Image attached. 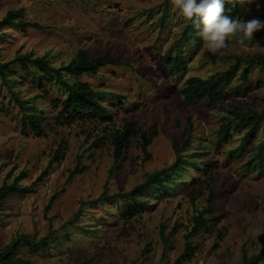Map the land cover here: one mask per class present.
Here are the masks:
<instances>
[{"label":"rangeland","instance_id":"1","mask_svg":"<svg viewBox=\"0 0 264 264\" xmlns=\"http://www.w3.org/2000/svg\"><path fill=\"white\" fill-rule=\"evenodd\" d=\"M237 1L238 19L264 21V0ZM22 7L26 19L40 23L43 29L0 27L1 61L32 52L59 66L79 49H86L91 57L113 58L116 64L81 79L126 98L123 103L115 99L105 102L113 117L110 123L59 124L53 118L57 113L54 101L64 93L57 86L44 81L39 87L19 67L11 87L0 77V185L11 170L9 182L25 171L19 183L31 188L25 195L11 196L0 210V247L21 233L40 239L52 226L49 249L34 251L22 246L21 254L33 264H176L185 249L191 218L197 209L207 206L213 190L216 211L207 217H224L210 221L209 228L191 238L194 256L181 264H241L243 247L249 255L260 252L264 244V173L247 164L260 131L238 156H231L242 136L235 122L230 139L219 140L217 131L229 116L228 110L264 111V68L255 66L249 84L240 92L235 90L240 77L235 78L220 100L188 102L180 90L191 75L208 77L227 69L234 55L263 51L264 30L245 46L233 38L222 54H212L197 29L198 36L190 35L182 46L187 71L173 77L164 57L188 20L171 0H0V21L10 9ZM11 90L22 99L46 92L36 101L51 123L43 135L24 127ZM127 121L134 123L135 135L123 159L115 164L110 133ZM191 127L192 139L185 146ZM139 131L158 133L148 149L149 159ZM97 137L102 139L95 144ZM63 138L68 143L64 157L38 180ZM181 155L187 166L175 187L145 196L149 205L143 209L132 214L134 204L129 201L97 202L106 185L109 194L130 191L149 173L170 166ZM80 157L82 171L70 178ZM194 161L201 162L203 169L192 167ZM76 213L80 216L73 220ZM175 225L178 230L172 248L163 256L161 228L167 234ZM149 242L152 252L144 259L142 251Z\"/></svg>","mask_w":264,"mask_h":264},{"label":"trees","instance_id":"2","mask_svg":"<svg viewBox=\"0 0 264 264\" xmlns=\"http://www.w3.org/2000/svg\"><path fill=\"white\" fill-rule=\"evenodd\" d=\"M225 7L229 11L226 12L231 18L236 19L239 14V5L237 0H224ZM168 4L167 2L165 3ZM166 9V8H165ZM161 26L166 27L165 16L160 19ZM17 26L22 31L28 28L43 29V26L35 21L26 19L25 8L10 9L5 17L0 21V27ZM197 29L191 21H188L186 26L181 32L171 48L168 50L164 57V62L168 67L169 74L173 77L181 76L187 71V62L182 51L184 43L190 41V35L197 37ZM234 62L225 70L218 71L208 77H201L198 75H191L186 78L183 87L180 90L183 98L188 101H201L208 99L216 101L223 99L227 96V88H229L238 76L240 83L235 87V90L240 92L250 82V75L252 69L257 67L264 68V50L253 54L247 55H234ZM116 64L115 59L105 58L102 56L91 57L86 49H79L75 56L68 62L59 66L54 65L47 56L36 57L34 53H26L19 55L9 61L0 60V77L7 87H11V80L14 75L18 74V67L21 68L35 83L41 87L44 81L57 86L63 93L64 97L54 101V107L57 113L54 115V120L59 124L72 125L79 121H91L96 126L112 122L113 117L110 114L108 105L105 102H112L113 99L118 100L119 103L125 101V95L107 91L102 88H95L81 78L85 74L96 75L99 70L107 65ZM43 91L37 94L33 99H22L16 92L11 94L16 103L20 107L23 114V125L25 128L30 127L37 135L45 133V126L51 125L49 116L36 106V101L43 96H46ZM113 103V102H112ZM116 104V103H115ZM229 116L225 117L217 131L219 140H228L231 138V127L235 122V128L238 132L242 133L239 145L231 152V156L242 154L246 148L250 147L252 141L258 137L259 131L264 129V111L260 112L256 109L247 111H238L235 109L228 110ZM135 125L133 122L127 121L121 127L113 129L110 133V140L113 146L114 163L118 164L124 157L127 148L130 145L131 138L135 135ZM141 133V141L143 151L146 153V159L150 158L149 147L154 138L157 136V131L151 134L148 132ZM193 127L190 130V136L185 142V146L189 145L192 139ZM101 137L95 139V144L99 143ZM68 149V143L63 138L59 144L53 157L49 160L47 169L44 170L38 180L54 167L55 163L60 162L64 157L65 151ZM186 150V149H184ZM200 154H207L200 153ZM248 165H253L258 168L260 172L264 173V138H260L259 143L252 148V156L247 161ZM196 170H202L201 162H192L190 164ZM82 157L75 169L71 172L70 178L75 174L82 171ZM187 163L183 156L170 166L163 167L149 173L145 180L136 185L133 189L127 192H117L113 194L108 193L107 185L104 192L97 198L99 203H117L122 201H129L134 204L132 214L135 210H141L149 205V200L144 199L145 196L158 194L163 191L170 190L175 187L178 182L180 172L186 168ZM13 171L11 170L4 178L0 185V210L5 206L9 198L13 195H25L30 192L29 186H23L19 182L24 177L25 171L21 172L18 176L14 177L11 182L9 179L12 177ZM57 195V194H56ZM54 195L47 206L49 209ZM216 193L211 190L208 204L204 209L196 210V213L191 218V229L185 235V249L179 256L176 264H181L184 260L191 259L194 256L196 247L194 246L191 238L200 234L202 231L209 228V222H219L224 215H219L215 218H208L207 215L216 211L214 201ZM195 204V200L193 201ZM131 214V213H130ZM79 213L74 214L73 220L78 219ZM73 222V221H71ZM178 226L175 225L169 233H165L164 226L161 228V237L164 244L163 256L167 251L172 248V237L177 232ZM54 229L50 226L47 234L37 239L35 235L21 233L11 242L4 247H0V264H33L30 258L21 254L22 246H26L31 250H47L51 246L52 235ZM152 252V244H146L142 251L144 259ZM241 264H264V244L260 252L254 255H249L246 247H243Z\"/></svg>","mask_w":264,"mask_h":264},{"label":"clouds","instance_id":"3","mask_svg":"<svg viewBox=\"0 0 264 264\" xmlns=\"http://www.w3.org/2000/svg\"><path fill=\"white\" fill-rule=\"evenodd\" d=\"M247 2L251 4L253 0ZM171 3L186 20L200 30L204 47L212 54H222L233 38H237L238 43L245 46L246 41H251L257 32L264 30V21L259 18H231L226 14L229 10L226 9L224 0H171ZM259 137L264 138V129Z\"/></svg>","mask_w":264,"mask_h":264}]
</instances>
